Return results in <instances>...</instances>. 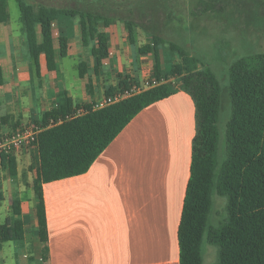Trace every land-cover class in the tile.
Instances as JSON below:
<instances>
[{
  "label": "trees",
  "instance_id": "obj_1",
  "mask_svg": "<svg viewBox=\"0 0 264 264\" xmlns=\"http://www.w3.org/2000/svg\"><path fill=\"white\" fill-rule=\"evenodd\" d=\"M7 1L0 0V23L10 21ZM196 1L199 12L220 9L219 0ZM16 2L27 60L36 80L41 78L40 54L52 60L67 55L68 38L56 25L60 15L77 19L81 42L93 60L94 74L109 54L106 27L123 21L128 40L134 42L133 21L95 10L94 0H87L84 5L82 0L83 7ZM155 30L149 29V41L137 48L152 55L155 85L98 109H93L90 102L74 104L71 97L62 93L59 106L43 111L34 120L41 129L28 145L32 156L27 169L34 172L32 187L37 201L42 260L48 258L42 184L87 171L141 109L174 92L172 79L177 78L180 89L190 95L195 108L190 175L177 229L178 262L203 264L206 248L212 245L217 248L214 264H264V50L236 58L228 68V85L224 89L200 58L170 40L169 49L178 60L165 72L160 46L166 39L164 32ZM90 68L85 58L78 63V75L86 77ZM133 83L138 82L127 74H119L118 83L108 88L105 95L122 92ZM222 113L226 121L221 119ZM8 119V115L0 117V128ZM3 135L0 131V138ZM0 165L11 180L17 177L18 162L13 150L0 156ZM216 195L225 198V217L213 225L210 218ZM10 208L9 218L0 223V241L21 242L24 223L17 194Z\"/></svg>",
  "mask_w": 264,
  "mask_h": 264
},
{
  "label": "crops",
  "instance_id": "obj_2",
  "mask_svg": "<svg viewBox=\"0 0 264 264\" xmlns=\"http://www.w3.org/2000/svg\"><path fill=\"white\" fill-rule=\"evenodd\" d=\"M74 23L76 47L67 36L65 56L77 57L78 80L72 81L60 68L63 57L52 60L44 54L39 56L41 78L36 80L20 25L0 23V117L9 116L0 128L2 134L36 125L34 120L43 111L59 106L62 93L74 104L94 103L118 83L119 74L137 82L152 74L151 53L137 49L135 56L125 42L128 32L125 36L113 25L104 29L113 46L109 43V54L94 74L93 60ZM85 58L91 68L80 77L78 63ZM174 79V92L141 109L87 171L42 184L48 238L45 261L37 235L34 172L18 171L11 180L0 165V223L9 218L16 194L24 223L21 250L13 240L0 241V264H179L177 229L190 175L195 108ZM14 152L16 158L28 154V146Z\"/></svg>",
  "mask_w": 264,
  "mask_h": 264
},
{
  "label": "rangeland",
  "instance_id": "obj_3",
  "mask_svg": "<svg viewBox=\"0 0 264 264\" xmlns=\"http://www.w3.org/2000/svg\"><path fill=\"white\" fill-rule=\"evenodd\" d=\"M27 1L67 7H83L84 2H87L83 0L82 5V0ZM93 3L95 10L107 11L120 20L133 21L134 42L132 44L128 39L125 42L134 53H137L138 44L149 41V29L155 27L156 32H164L162 36L166 39L160 46L162 68L165 72H169L172 64L178 60L177 54L169 49L167 41L170 40L178 43L191 55L200 58L216 74L224 89L228 85V68L236 58L253 51L264 50V0H219V10L205 13L199 12L196 0H94ZM7 8L10 25L15 27L19 24L20 14L16 0H8ZM75 20L77 21L70 16L60 15L56 22L57 28L68 36L74 47H76ZM113 27L123 30L126 36L127 29L123 21L114 23ZM109 43L113 46L112 39ZM136 60L137 58L135 64ZM76 63L75 54L60 59V68L66 80H78ZM149 77L152 76L149 75L145 79L149 80ZM172 81L176 82L174 78ZM221 119L226 121L224 113ZM31 156L32 151L29 147L28 154L17 156L19 172H27ZM214 202L210 221L213 225H218L225 217L226 201L224 197L216 195ZM22 242H16L18 251L22 249ZM208 251V256L204 254L203 264H214L217 260L216 246L211 245ZM32 252L28 250L29 254Z\"/></svg>",
  "mask_w": 264,
  "mask_h": 264
},
{
  "label": "built area",
  "instance_id": "obj_4",
  "mask_svg": "<svg viewBox=\"0 0 264 264\" xmlns=\"http://www.w3.org/2000/svg\"><path fill=\"white\" fill-rule=\"evenodd\" d=\"M157 82L149 77V80H142L140 83H133L129 88L124 91H116L108 95H104L92 104L93 109H98L120 99L127 97L133 93L147 88L151 85H155ZM41 129L38 125H29L16 129L14 132L3 135L0 138V156L2 154L9 153L10 151L19 150L21 147L28 146L35 139L36 133Z\"/></svg>",
  "mask_w": 264,
  "mask_h": 264
}]
</instances>
